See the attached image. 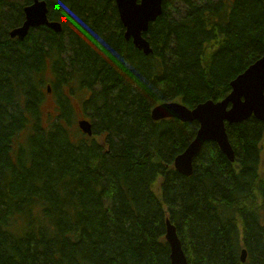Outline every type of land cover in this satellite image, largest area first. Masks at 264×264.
I'll return each instance as SVG.
<instances>
[{"label": "trees", "instance_id": "1", "mask_svg": "<svg viewBox=\"0 0 264 264\" xmlns=\"http://www.w3.org/2000/svg\"><path fill=\"white\" fill-rule=\"evenodd\" d=\"M31 1L0 0V264H171L168 218L189 264H264V121L226 123L234 160L209 140L185 175L199 123L151 114L231 91L263 55L264 0H164L149 54L115 0H46L62 30L11 37Z\"/></svg>", "mask_w": 264, "mask_h": 264}, {"label": "water", "instance_id": "2", "mask_svg": "<svg viewBox=\"0 0 264 264\" xmlns=\"http://www.w3.org/2000/svg\"><path fill=\"white\" fill-rule=\"evenodd\" d=\"M120 18L125 27L126 39H132L136 47L146 54L152 47L145 36L150 23L163 12L164 0H115ZM25 20L21 25L10 30L11 37L24 39L31 28L46 25L55 31L62 30V23L50 20L49 6L46 0H32L25 5ZM48 91L51 87L48 86ZM152 118L160 120L173 117L181 121L196 120L199 128L193 141L175 158V167L185 175L193 172V161L205 142L212 140L220 149L234 160V149L229 140L226 123L241 122L250 116L264 121V52L253 64L231 81V91L221 100L212 99L188 107L181 101H163L152 109ZM83 132L91 135L93 123L88 118L78 120ZM170 245L171 264H189L183 249L177 228L167 219L166 235ZM247 258L246 249L242 250L241 259Z\"/></svg>", "mask_w": 264, "mask_h": 264}, {"label": "rangeland", "instance_id": "3", "mask_svg": "<svg viewBox=\"0 0 264 264\" xmlns=\"http://www.w3.org/2000/svg\"><path fill=\"white\" fill-rule=\"evenodd\" d=\"M47 107H48V110L49 109L54 110L55 103L52 97L47 100ZM74 118L78 122L79 119L86 118V116L84 115L82 111H79L78 113L75 114ZM261 169H262V173L264 174V145H263V152H262Z\"/></svg>", "mask_w": 264, "mask_h": 264}]
</instances>
